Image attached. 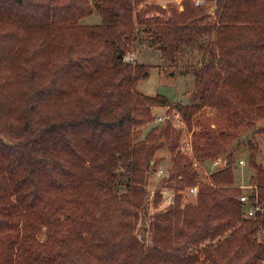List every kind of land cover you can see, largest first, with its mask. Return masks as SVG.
Masks as SVG:
<instances>
[{"label":"trees","instance_id":"obj_1","mask_svg":"<svg viewBox=\"0 0 264 264\" xmlns=\"http://www.w3.org/2000/svg\"><path fill=\"white\" fill-rule=\"evenodd\" d=\"M210 8L193 0H0V264H260L264 210L244 216L235 158L221 155L243 125L264 134L256 126L264 119V0H214ZM94 10L101 21L82 23ZM139 27L171 63L184 43L207 52L192 102L136 90L149 65L124 57ZM158 107L183 125L170 117L143 134ZM204 108L225 127L193 130ZM182 126L192 131V154L180 150ZM164 145L171 162L153 202H171L137 227L147 173ZM247 147L248 205L264 208V162L254 138ZM218 157L207 176L192 166ZM192 185L194 201L184 202L178 190ZM146 228L151 244L137 237Z\"/></svg>","mask_w":264,"mask_h":264},{"label":"rangeland","instance_id":"obj_2","mask_svg":"<svg viewBox=\"0 0 264 264\" xmlns=\"http://www.w3.org/2000/svg\"><path fill=\"white\" fill-rule=\"evenodd\" d=\"M91 1V0H90ZM157 2L162 3V5L168 2L178 3L179 0H156ZM214 0H203L201 5L211 7L212 10ZM180 8V6H179ZM101 21L100 15L94 10L88 16L82 18L81 22L85 24H94ZM149 37L144 33L141 28H138L136 33V39L134 41V47L131 51V55L134 58L133 60L149 65V72L146 78L138 80L135 84V88L138 91L143 92L147 95H154L156 93H161L169 97L173 102H183L190 103L192 102V91L194 89V70L200 65V63L207 58V52L204 49H201L197 46V43L193 42L190 44H181L179 51L176 56L175 62L171 63L169 60H166L160 53V51L154 47V43L150 42ZM170 109V108H169ZM168 107H158L154 110V113L157 115L167 113L170 115L172 122L175 123L176 127L183 125L182 121H179L174 114V111H170ZM155 116V117H156ZM198 125L193 127V130L203 129V128H212L216 127H225V121L221 119L217 112L210 109L204 108L201 113L198 115ZM152 125H160L156 123L155 120L151 121L141 127V131L144 134ZM264 125V119L257 122L256 126ZM183 127L182 141L191 136V145L193 147V136L191 135L192 131H187ZM254 127H249L243 125L238 128V138H227L224 141L226 146V151L221 156H226L227 152H231L234 156V168H235V179L237 182L242 184H251L250 172L252 170L251 166L247 165L249 151L247 147L248 138H254L259 145L258 151L256 152V161L264 162V134L253 133ZM220 156V157H221ZM155 157L157 162L154 168H151L147 173V183L146 188L149 191L147 201L145 203L144 209H140V218L137 227L140 224L143 228L148 224V216L150 214L156 213L159 210L165 209L168 207L170 202L165 199L160 200L159 202H153V191L158 187L159 181L162 178H166L169 172L170 167V153L166 148V145L159 148L155 152ZM243 158L246 161L245 165H239L237 160ZM153 161V160H152ZM213 162V161H212ZM204 162L201 164L200 175H206V172L212 171V163ZM162 168L163 171L160 175L156 174V171L159 168ZM242 167V168H240ZM207 176V175H206ZM236 182V183H237ZM246 191L249 188L243 187ZM181 194V189L178 190ZM186 199H183L184 202ZM194 201V195L187 196V201ZM45 236L44 228L39 232L38 237L43 239ZM137 237L141 239L144 244H151V232L149 228L143 229L138 232Z\"/></svg>","mask_w":264,"mask_h":264},{"label":"built area","instance_id":"obj_3","mask_svg":"<svg viewBox=\"0 0 264 264\" xmlns=\"http://www.w3.org/2000/svg\"><path fill=\"white\" fill-rule=\"evenodd\" d=\"M194 4L195 5H201L203 3V0H193ZM125 60L127 61H133V57L130 53L126 54L125 57H124ZM170 118V115L167 114V113H164V114H159L155 117V122L156 123H162L165 119H168ZM180 150L183 152V153H186V154H192L193 153V148H192V145H191V136H189L187 139H184L181 144H180ZM222 158L218 157L216 158L212 163V167L213 168H218L221 164H222ZM238 164L239 165H245L246 164V161H244L243 158H239L237 160ZM200 163L198 160H193L192 162V166L195 167V168H199L200 167ZM212 168V169H213ZM163 171V169L160 167L157 171H156V174L157 175H160L161 172ZM210 173V172H209ZM208 172H206L205 174L208 175L209 174ZM240 187H245V188H253V185L252 184H239ZM197 186L196 185H192V186H188V187H185L183 189H181V194H182V198L183 199H186L185 201H187V196L189 195H196L197 193ZM239 200L241 202H243L244 204H247L245 209H244V216L245 217H250V218H254L255 215H256V211L257 210H260V211H263L264 208L260 205H248V202H255V197L251 198L250 197V194L248 193V191H242V193L239 195ZM256 237L259 241H262L264 243V223L258 228L257 232H256ZM260 264H264V254L262 256V258L260 259Z\"/></svg>","mask_w":264,"mask_h":264},{"label":"crops","instance_id":"obj_4","mask_svg":"<svg viewBox=\"0 0 264 264\" xmlns=\"http://www.w3.org/2000/svg\"><path fill=\"white\" fill-rule=\"evenodd\" d=\"M164 5V4H163ZM134 59V58H133ZM240 168H242V167H240ZM239 183V182H238ZM240 184H241V182H240ZM167 202H168V200H167Z\"/></svg>","mask_w":264,"mask_h":264}]
</instances>
